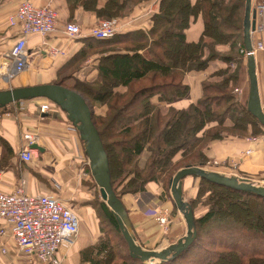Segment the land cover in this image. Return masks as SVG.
<instances>
[{
    "label": "trees",
    "instance_id": "trees-1",
    "mask_svg": "<svg viewBox=\"0 0 264 264\" xmlns=\"http://www.w3.org/2000/svg\"><path fill=\"white\" fill-rule=\"evenodd\" d=\"M99 1L68 0L100 19H124L149 0H104L102 6ZM245 4L246 0H160L149 30L121 31L110 39L85 37L86 47L73 63L92 51L109 54L100 58L97 81L76 79L69 88L84 96L91 93L93 102L107 106L105 117L97 120L93 110L92 117L110 161L112 187L120 197L170 178L164 187L168 194L179 169L207 164V150L214 140L264 133V126L247 109L248 100L234 92L238 71L246 62L241 52L246 48ZM198 18L203 22L202 34L189 42L186 30ZM220 46L228 47L225 55L218 52ZM215 59L226 62L216 73L221 80L203 81V94L196 103L180 110L170 107L164 114L163 104L188 93L184 76L206 69ZM232 67L236 71L230 72ZM119 87H127L126 92L117 91ZM144 153L148 160L142 164ZM190 176L198 181L190 200L197 237L187 251L157 264H264V197ZM195 207L203 208L202 215L195 213ZM245 210L256 213L255 223L242 221ZM101 212L103 236L81 251V263L150 264L130 256L117 217L104 201Z\"/></svg>",
    "mask_w": 264,
    "mask_h": 264
},
{
    "label": "crops",
    "instance_id": "crops-1",
    "mask_svg": "<svg viewBox=\"0 0 264 264\" xmlns=\"http://www.w3.org/2000/svg\"><path fill=\"white\" fill-rule=\"evenodd\" d=\"M22 1L0 2V90L60 82L69 88L74 85L76 79L81 82L97 81L100 76L98 70L100 58L108 55V52L92 51L78 64L73 63V60L86 47L85 37H90V30L100 17L96 13L84 10L83 5L78 8L71 6L68 0L52 1V6L58 13V29L52 35L30 36L26 45L28 64L25 70L21 73L10 72L11 62L7 55L11 46L20 37V33L18 26L10 24L9 17L16 13ZM31 1L41 6L47 3V0ZM99 2L101 6L104 4V0ZM159 2L160 0H149L139 3L130 13L128 21L123 23L121 31L149 30L152 26V17L159 9ZM253 2L264 3V0ZM68 22L77 23L85 36L75 39L66 34L64 27ZM202 26L201 18L190 25L186 30L189 42H196L200 38ZM263 34L254 32L252 35L254 43L260 40ZM226 49V46H220L218 52L225 53ZM262 52H257V60ZM76 64L79 67L74 69ZM225 66L226 62L215 59L211 60L206 69L187 73L183 83L189 85L188 93L184 97H174L170 103L163 104V113L166 114L170 107L180 110L196 103L203 94L202 82L221 80L216 73ZM260 85L264 103V83ZM126 90L127 87L117 88L119 92ZM242 95L243 91L239 97L244 99ZM47 102L50 108L43 112L41 107ZM0 109L3 112L0 118V191L14 192L21 186L29 195L52 194L74 208L79 215L94 210L96 203L101 209V201L104 200L101 189L91 174L85 143L80 132L58 104L41 97L12 102ZM28 132L36 135L37 141L28 145L33 150V158L26 162L21 158V153L27 147L25 135ZM35 145L38 147H34ZM207 156L208 164L216 160L219 162L210 167L212 171L216 170L229 176L247 177L252 183L264 184V133L243 138L228 135L223 139L214 140L209 145ZM197 184L198 181L194 177L187 176L184 179L186 200L190 201L195 197ZM146 186L144 191L122 194L121 200L132 222L136 241L144 249L160 251L185 236L188 228L185 216L175 206L171 193L168 195L160 183L149 182ZM164 208L170 213V224L167 228L157 219L158 213ZM203 212L202 210L201 214L197 215H202ZM102 226L101 219H98L99 239L103 236L100 231ZM2 227L6 230L4 234H0V264H43L28 258L16 246L7 221H0V230ZM93 242L95 241L89 237L78 236L71 248L62 250V264H82L80 253ZM3 248L8 250L5 255L2 254Z\"/></svg>",
    "mask_w": 264,
    "mask_h": 264
},
{
    "label": "built area",
    "instance_id": "built-area-1",
    "mask_svg": "<svg viewBox=\"0 0 264 264\" xmlns=\"http://www.w3.org/2000/svg\"><path fill=\"white\" fill-rule=\"evenodd\" d=\"M47 0L46 5L33 4L31 0H23L16 13L12 14L10 24L19 27L20 37L11 46L7 55L11 62L10 72L21 73L27 66V40L32 35H52L58 29V13ZM1 2V0H0ZM256 11V28L253 33H264V3L253 2ZM124 24L116 18L99 20L90 30V36L99 39H110L121 32ZM64 32L70 37L79 39L85 36L82 28L74 22H68ZM255 53L264 51V34L254 43ZM241 52L247 57V49ZM236 93L241 94L237 89ZM264 107V103H263ZM50 104L43 103L41 110L45 112ZM0 111V118L2 116ZM27 147L21 153V158L28 162L33 158V150L28 147L35 144L37 136L28 132L25 135ZM249 153L251 151H248ZM219 164L216 160L213 165ZM212 166L206 164L205 166ZM158 221L165 228L170 224V213L167 208L158 213ZM8 222L16 246L29 258L43 264H62L61 252L71 248L79 236L81 217L74 208L65 204L59 197L52 194H26L22 187L14 192L0 191V221ZM2 227L0 234L5 233ZM6 250V249H5Z\"/></svg>",
    "mask_w": 264,
    "mask_h": 264
},
{
    "label": "water",
    "instance_id": "water-1",
    "mask_svg": "<svg viewBox=\"0 0 264 264\" xmlns=\"http://www.w3.org/2000/svg\"><path fill=\"white\" fill-rule=\"evenodd\" d=\"M244 26V43L247 49V68L250 83L247 109L264 126V107L260 92L258 75L257 54L254 50L252 32L256 28V11L253 8V0H246ZM47 98L54 104H58L65 112L69 120L73 122L80 132L81 139L85 143L88 158L90 160L91 174L101 189V196L117 217L120 230L129 247L130 256L138 258L142 262L157 264L161 261L173 260L176 256L187 251L197 237L196 215L192 204L184 198L183 181L187 176L193 175L200 179L205 178L212 183L232 187L240 191H247L256 196L264 197V184L250 182L247 177L226 175L219 171L207 170L204 166H186L170 180V193L175 201V206L184 214L187 224V234L177 240L168 248L156 251L144 249L136 241L132 222L126 211L121 197L116 193L111 183L110 161L103 145L100 132L97 130L90 103L79 91L67 88L60 83L40 84L26 87H15L0 90V107L8 106L12 102L25 101L26 99ZM34 147H38L35 145Z\"/></svg>",
    "mask_w": 264,
    "mask_h": 264
},
{
    "label": "rangeland",
    "instance_id": "rangeland-1",
    "mask_svg": "<svg viewBox=\"0 0 264 264\" xmlns=\"http://www.w3.org/2000/svg\"><path fill=\"white\" fill-rule=\"evenodd\" d=\"M244 16H245V11H244ZM113 18H116V19L120 20L121 23H126V21H128V17H125L124 19L123 18H118V17H113ZM100 20H103V19H100ZM171 42H173V38H172V41ZM170 45H171V43H170ZM227 49H228V47H227ZM227 49H226V52L224 53V55L227 53V51H228ZM259 52H261V51H259ZM263 53H264V51L262 53H260L261 55H260L259 59L257 60V62H258V66L257 67L259 68L258 69V75H259V82H260V84L264 83V56H263L264 54ZM77 64H78V62H77ZM77 64L74 67V69H76V68L79 67L80 63H79V65H77ZM240 67H241L240 68L241 70L239 69V71H238V72H240V74H239L240 75V78L238 79V82H237L238 84H236V88H234V92L236 93V90L237 89H240L241 90V93L243 91V95L242 96L244 97V99L245 100L246 99L248 100V94H249V90H250V83H249L248 68H247V58H246L245 64L243 63ZM231 69H233V70L230 71V72L236 71V68H233L232 67ZM12 88H14V87H12ZM139 88H140V86L135 85V89H139ZM3 90H7V89H3ZM87 94H85L86 95L85 97H86L87 101L90 103V107H91V109L94 112V117H96L97 120H99L102 116L105 117V115H106V113L108 111L107 106L106 105H100L99 103L93 102V100L91 98V95H90L91 93H89L88 95ZM123 102L124 101L122 100V103ZM228 133L229 132H227L225 130V135H227ZM114 140H119V139H114ZM118 153H119V151H118ZM147 156H148V153H144L143 154V156H142L143 159L141 161L142 164H144V162H146V160H148ZM210 164L213 165V163H210ZM204 167L207 170H211L210 167H212V166H209L208 165V166H204ZM169 179L170 178L165 179V181H159V182H160V184L163 187H165L166 185L168 186ZM94 203H96V201ZM243 207H245V206H243ZM202 210H203V208L201 209L200 207H195V213L196 214L197 213L198 214H201L200 212ZM244 212L245 213L243 214V220L241 219L242 221H244L245 219L246 220L247 219L248 220L251 219V220H253L254 223L256 222V213H254L252 211H248V210H245ZM101 213H102L101 212V209L99 207H97V203L95 204L94 210H91V212H88V214L87 213H85V214L80 213V215L82 217L81 218V223H80V228H79V232H80L79 236L80 237L81 236L86 237V238L89 237L90 240L98 239V237H99L98 219H101V221H102V218H103L102 215H101ZM100 225H101V222H100ZM0 250H1V243H0ZM7 252H8V250H5L4 248L2 249V254L5 255V254H7ZM5 257H7V256H5Z\"/></svg>",
    "mask_w": 264,
    "mask_h": 264
}]
</instances>
